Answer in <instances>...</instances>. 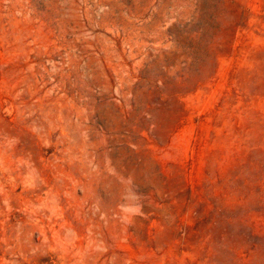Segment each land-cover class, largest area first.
I'll use <instances>...</instances> for the list:
<instances>
[{
  "label": "rangeland",
  "instance_id": "1",
  "mask_svg": "<svg viewBox=\"0 0 264 264\" xmlns=\"http://www.w3.org/2000/svg\"><path fill=\"white\" fill-rule=\"evenodd\" d=\"M0 264H264V0H0Z\"/></svg>",
  "mask_w": 264,
  "mask_h": 264
}]
</instances>
